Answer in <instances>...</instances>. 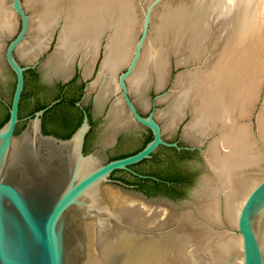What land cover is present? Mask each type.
Returning a JSON list of instances; mask_svg holds the SVG:
<instances>
[{"label": "bare ground", "instance_id": "6f19581e", "mask_svg": "<svg viewBox=\"0 0 264 264\" xmlns=\"http://www.w3.org/2000/svg\"><path fill=\"white\" fill-rule=\"evenodd\" d=\"M10 1L6 8L3 0H0L2 34L12 31L8 20V11L13 13ZM218 1L195 0L200 5L197 15L194 14L197 11L193 9L195 6L191 5L188 9L185 3L183 7L186 10L179 12L162 9L152 22L153 14L156 13L153 11L149 28L150 39L145 41L132 76L126 80L127 84L131 77L130 85L136 94H144L153 78L157 92L166 86L170 75L168 53L170 51L174 55L179 54L188 31L195 30L197 38L189 36V49L183 48L190 50V54L179 59L181 61L176 66L201 63L202 46L198 41L201 34L204 35L210 28L208 20L215 13L214 8L218 6ZM27 4L33 12L30 28L34 43L25 47V57H34L45 50L55 29L62 25L57 37L56 59L59 68L68 66L77 53L83 50L84 55L81 58L86 64L83 72L88 77L100 40L106 31H110L108 37L106 36L99 75L93 82L92 89L99 85L100 98L104 99L119 90L117 78L114 80V77L126 61L128 48L132 45L133 34L136 32V16L131 10V0H27ZM232 4V7L229 5L225 12H221L226 18V21L223 20L226 22L224 30L229 31H226L225 43L220 46L216 44L214 57L207 60L209 63L204 62L205 68H196L176 76L173 90L178 93L162 114L166 118V126L173 128L185 117L184 111L189 106L192 119L186 125L184 133L197 143L215 135L204 155L212 179H208L206 188L199 194L197 205L180 217H175L174 211H168L166 207L149 206L110 191L128 209L155 222L168 264H187V259L196 264H242L240 235L227 230H214L209 225L220 226L224 221L228 226L236 228L244 200L264 179V101L256 115L255 133L249 123H245L251 117L264 85V61L259 55L264 50V27L262 19H257L260 15L253 14L251 22L249 9L244 6L245 0H235ZM255 10L258 11V8ZM261 10L260 8L259 11ZM216 14V18L222 17L218 12ZM13 16L15 17L14 13ZM186 21L198 24L191 26L193 30H189ZM111 105L114 121L121 123L124 110L121 96L114 99ZM220 196L223 201L219 200ZM221 207L223 217L220 215ZM193 212L208 222L206 227L193 216ZM168 224L175 225L173 231H165Z\"/></svg>", "mask_w": 264, "mask_h": 264}, {"label": "water", "instance_id": "95a60500", "mask_svg": "<svg viewBox=\"0 0 264 264\" xmlns=\"http://www.w3.org/2000/svg\"><path fill=\"white\" fill-rule=\"evenodd\" d=\"M159 2L155 0L142 10L139 37L127 67L117 77L124 110L132 121L152 133V140L133 155L101 163L93 154L83 153L85 136L90 130L85 112L80 126L68 139L42 133L41 117L56 102L27 118L24 129L15 134L21 122L19 104L25 72L41 64L39 58L45 50L26 65L17 60L16 52L29 37L30 18L22 0L10 1V8L19 19V29L3 47L4 63L14 75L15 85L8 120L0 127V264H168L155 222L128 209L110 192L132 200L110 184H114L111 174L126 171L136 176L130 167L151 158L159 147L181 149L163 140L154 108L146 117L138 113L126 84L147 40L152 13ZM52 39L53 34L46 49ZM57 42L58 38L51 56L54 63ZM102 45L101 38L91 72ZM71 77L66 76L62 82ZM92 85L93 81L87 82L84 91L90 93ZM109 114L114 115L112 106ZM205 142L193 140L192 146L194 149L199 144L204 162L206 150L201 147ZM117 185L123 186L119 182ZM236 229L241 237L242 264H264V179L244 200Z\"/></svg>", "mask_w": 264, "mask_h": 264}, {"label": "rangeland", "instance_id": "374dc122", "mask_svg": "<svg viewBox=\"0 0 264 264\" xmlns=\"http://www.w3.org/2000/svg\"><path fill=\"white\" fill-rule=\"evenodd\" d=\"M66 1L71 2V0H66ZM131 1H132V9L131 8L130 9L132 10L134 15L136 16V22H135L136 23V32L135 33L133 32L134 33L133 34V43L128 48V51H127L128 56L125 59L126 61L119 68V70L116 72L118 75L121 72H123L125 70V68L127 67V64L131 58V55H132V52H133V49L135 46V42H136L137 38L139 37L140 29H141L140 27H141V23H142V16H143L142 10H146L148 5L155 0H131ZM194 1L195 0H193V2H192V0H160V2L155 6V8L153 10L154 12L156 11V13L153 14L152 22L156 17L155 15L157 13L160 14L159 12L162 9H168L170 11H176V12H179L180 10H186L183 7L184 3H185V6L187 5L188 9L191 8V5H192V7L195 6V8H193V9H197V11L194 14L197 15L200 12L199 11L200 5H197L198 2L196 3ZM233 1H235V0H233ZM233 1L232 0H229V1L228 0H219L218 6H220V4H221V6L219 7V9L217 8L218 6L216 8H214L215 10L213 9L215 11V13H213V16L211 14V19L209 18V20H208V22H209L208 24H209L210 28L208 26L209 29H207V31L204 33V35L201 34L200 41H198L200 43V46H202L201 47L202 50L200 51V54L201 53L203 55L205 54L204 57L202 54L200 56L201 57L200 60L202 59L201 63L198 62L196 64L193 63V64H188L185 66L181 65V67L176 66V63L181 61L179 59H183V57H188L190 54V50L186 51V49H189L188 48L189 43H187V42H189L188 41L189 36L192 35L193 37L197 38V35L195 34V30L192 32L188 31L186 36H184V37H186V39H185L186 41L184 42L183 47H185L186 49L181 47V51L177 55H174V53L170 52V51L168 53L170 75H169V79H168L166 86L162 90H160L158 92L156 91L155 80L153 78V81L151 82V84L147 88V91H145L144 94H142L143 96L142 95L139 96L138 94L135 93V91L132 89V86L130 85V78L131 77L128 79L127 87H128V91H129V96H130L131 100L133 101V103L135 104L137 110L139 111V113L141 115L147 116L151 112L152 108H154L155 109V119L159 122V124L162 127L164 139L169 141V142H172L176 139H179L181 144H183L184 146H189V147L193 146V139L186 136L184 133V129H185L186 125L192 119V111L190 109L191 107H189V106L186 107V109L184 111L185 117H183V119L180 122H178L176 124V126H174L173 128L166 126V122H165L166 118L162 114L164 113V111L167 110L169 105L172 103L174 96L178 93L177 90H173V89H175L173 85H174L176 76H178L182 72L188 73L189 71L194 70L196 68H198V69H200V67H201V69L205 68L206 67L205 64L209 63V61H207V60H210V59H212L211 57H214L213 54L215 52V48H217L216 44H219L217 46H220V45H223L225 43V39H226V35H227L226 31H228V30H224L226 28L225 27L226 18H224V14L223 13L221 14V12H223V11L225 12L227 10V8H229V5H230V7H232ZM257 1L258 0H245L244 6L247 7V10L249 9L248 12H250L251 22H253V18H252L254 16L253 14H255L256 16L260 15V17H257V19H259V20L262 19L261 23L264 27V21H263L264 18H262V17H264V15L262 14V13H264V1L259 0L260 8L263 11L262 10L259 11V9H260L259 8V2L257 3ZM3 2H4V5L6 8H7V6L9 7V0H3ZM222 4H224V5H222ZM254 4H255V7L258 6L257 8H258V11L260 14H258V11L255 10L257 8L254 7ZM22 5H23L25 11L27 12L29 18H31V27H32L33 12L28 7L27 0H22ZM261 5H262V7H261ZM222 8H224V10L221 11L220 9H222ZM217 9H218V11H216ZM219 11H220V13H219ZM217 12L222 17L216 18ZM8 13H9V17H8L9 19L8 20H9V23L12 25V31H11V33L8 32L9 34L5 33L6 35L4 33L2 34V32L0 33V41H1L0 42V98L4 102V103L0 102V123L4 120V118L6 117V115L8 113V106L10 105V102H11L12 93H13L14 84H15L14 75L12 74V72L8 69V67L4 63L3 46L5 43L9 42V40H11L16 35V33L19 29V19L16 16L14 17L13 13H11V11L10 12L8 11ZM214 14H215V16H214ZM223 20H225V21H223ZM196 22H199V21L197 20ZM196 24H198V23L194 24L191 21H186V27L189 30H193L191 28V26H196ZM151 25H152V23H151ZM61 26H59L55 29V31L53 33L54 34L53 39L49 44V48L45 49V51L41 54L42 56L39 58L40 63H41L40 64V70H42L45 77L47 78V80L45 79L46 82L44 81L46 84L45 85L46 87L43 88L42 86H40L41 84H39L37 82L36 77L32 73L27 74L26 97H25V100L22 104V114L23 115H27V113L36 104L48 102L55 97V95L57 93V87H55V85H53V83L50 84V81L55 80V79H57L58 81H62L66 76L67 77L69 75L73 76L75 70H78L80 76L82 75L84 77V72H83L84 70L83 69H84L86 64L81 63V61H82L81 57H83V55H84L83 50L81 52L79 51L77 53V55H76L77 57L75 56L71 60L72 62L68 63V66L66 65L65 70H63V68L62 69L59 68L58 62L56 64L53 61L51 62V59H52L51 56H53L54 47L56 44L57 37L59 36V31H60ZM30 29H31L30 34H29V37H28V40H27L25 46L16 52V57L22 65H26L32 61V57L30 58L29 55H27V57H25L26 55L23 54L25 47H30L32 45V43H34L33 42L34 40H33L32 28H30ZM229 29L231 30V28H229ZM109 34H110V31L109 32L106 31L104 33V35L102 36V44L103 45H102V48L100 49V52H99V58L97 61V65L94 67V71L91 72V75L88 76L87 79H85L86 81H93V82L96 81V78H97L96 73H97L100 61L103 59V52H104L103 47L105 44L104 40L106 39V36H108ZM150 34H151V29H150ZM149 37H150V35H148L146 42L150 39ZM201 37H202V40H201ZM222 39H224V42ZM192 40H193V38H192ZM185 44L187 46H185ZM262 46H264V44ZM203 47L205 50L203 49ZM202 51L205 53H203ZM259 55L262 57V60L264 61V50H262L259 53ZM204 62H205V64H204ZM54 64H55V66H54ZM57 68H58V73L56 71ZM59 70H60V72H59ZM117 74L114 77V80L118 77ZM76 88H77V86H70V88L68 90V95H67L68 101L71 100L75 96V92L77 90ZM93 88L94 89H92V87H91L92 93H90V96L93 95L98 100V97L100 98V94H99L100 86L96 85ZM173 91H174V93H173ZM97 94H98V96H97ZM119 95L120 94L117 91L116 93H114V95L109 96V98L106 102V107L111 106L113 100L117 99L119 97ZM164 98H165V100H164ZM100 100H102V97L100 98ZM263 101H264V85L261 87L259 98H258V100L254 106L251 117L248 120H246L247 122L245 121V123H247V124L249 123L253 133H255V131H256V127H255L256 115H257L259 109L261 108ZM85 106L90 110V117H91V122L93 125L92 132L88 135V138L86 141V151H88V154H93L98 159V161H100L101 163H106L110 158H116V157H119L122 155H127V154H131L133 152L138 151L145 144V142L148 140V138L151 136V133L147 129L137 125L136 123H134V121H132V119L129 117V115L127 114V112L125 110H123V112H122L121 123H116L114 121V118L104 119L103 117H101L100 114L102 112V109L98 110V108H95L94 107L95 105H94L92 99L86 101ZM58 110L65 114V116L67 118L66 123L59 122L56 120L53 121L52 116L48 115L46 117V121H45L46 130L49 132L68 133L75 127V124H77V122L79 121V119H80L79 114L80 113L78 110L72 109V108H67V109L60 108ZM21 127H22V125L19 126V128H21ZM214 138H215V135H212V136L205 138L206 142L204 143V146H202L201 148L203 150H206L207 145ZM103 141L105 142L104 144L106 147H101L100 149L97 150L96 153H90L91 151H93L94 149L97 148L99 143H101ZM194 146L199 147V144H196ZM157 156L159 157V160H162L164 162L163 165L165 164V162H166V164L168 163V166L170 165V163H173V162L178 163V165L180 166L178 168L179 170L170 169V170H168L169 171L168 172L166 167L161 166L160 165L161 163L159 164L160 161L158 163H155L152 165H149L148 163H143L141 165H138L137 169H139V171H142L143 173L156 172L159 175L168 176V178L173 179L176 182V186H174L172 189H165L163 187H156V186L153 187L147 183H141V182L139 183V187L136 190H133V189H130V188H127L124 186H120L117 184H113V183H110V184L113 185L116 189H119V191L122 194H124L126 197L131 198L132 200L141 201L142 203L149 205V206L150 205L151 206H158L161 208L163 207L164 209L167 208L166 210H168V211L169 210L174 211L175 217H177V216L180 217V215L182 213H184L188 210H192L194 208V206L196 205V203L198 201L199 194H201L204 191V189L206 188V184L209 182L208 179L211 180L212 176L210 175L209 170H208L204 160L202 161V164H200V163H198V161L196 162L192 156L182 155V156L178 157V156H175L171 150H166L164 148H162L158 151ZM201 157H202V154H201ZM152 175H154V173H152ZM209 175L211 178L209 177ZM113 176L124 177L131 184L133 182H136V180L130 179L125 173L117 172V173L113 174ZM140 178H149V179H152L154 181L158 180V179L156 180V178L151 177L149 175L148 176H141ZM136 183H138V182H136ZM219 200L223 201L221 196H220ZM197 215L198 214L196 212H193V216L200 223H202L204 227H206L205 225H207L208 222L205 221V219L203 221V219H200V217H198ZM220 215L223 217V207L220 208ZM226 224L227 223H225L223 221V223H222L223 227H222V225H220V226L216 225L215 227L213 225H211V226L209 225V228L214 229V230H218V231L227 230L231 233L233 232V234H238V231L235 227H232L230 225L228 226V224L227 225ZM169 225H171V226H169ZM167 227H165L166 228L165 231L171 232V231H173V228L175 227V225L173 226L172 224H168ZM166 232H163V233H166ZM187 262H188L187 264H196L194 262H190L189 259H187Z\"/></svg>", "mask_w": 264, "mask_h": 264}, {"label": "flooded vegetation", "instance_id": "af4514ba", "mask_svg": "<svg viewBox=\"0 0 264 264\" xmlns=\"http://www.w3.org/2000/svg\"><path fill=\"white\" fill-rule=\"evenodd\" d=\"M31 71H34L32 74L36 77V80L39 84H41L40 86H42L43 88H45L46 84V80L47 78L45 77L44 73L42 72V70H40V65H38L35 69L31 70ZM29 73V71L27 72V74ZM30 74V73H29ZM26 75V74H25ZM81 77V78H80ZM26 78H27V75H26ZM26 78H25V84H26ZM46 79V80H45ZM45 81V82H44ZM89 82V81H86L84 80V77L80 74H79V71L78 70H75L74 72V75L70 78L69 81L67 82H62V81H58L57 79L55 80H52L50 81V84L53 83V85H55V87H57V93L55 95V97L53 99H51L50 101L48 102H45L43 104H46V107L51 104L52 102H56L51 108H49L48 110L51 109V111L49 113H46V110L45 113L43 114V116L41 117V129H42V133L45 134V135H51V136H54L56 138H59V139H64L63 137L67 136L69 133V135L71 136L75 130L80 126L81 122H82V119H83V113L85 112L87 117H88V121H89V125H90V130L89 132L87 133V135L85 136V140H84V145H83V153L84 154H88V151H86V141H87V138H88V135L92 132V129H93V125H92V122H91V117H90V110L85 106V103L86 101L92 99L93 100V103H94V107L95 108H98L99 109H102V112L100 114L101 117H103L104 119H112V116L109 114V111H110V107L112 106H109V107H106V102L108 99H106L105 101L104 100H100V98L98 97V100L96 99V97H94L93 95L90 96V93L88 92H85L84 91V88H85V85L86 83ZM15 85V84H14ZM70 86H77V90L75 92V96L71 99V100H67V95H68V90L70 88ZM25 87V85H24ZM14 91V90H13ZM24 91V90H23ZM119 92V90H118ZM13 94V93H12ZM120 94V92H119ZM85 95V96H84ZM111 95H114V94H111ZM22 96V95H21ZM130 97V96H129ZM131 99V98H130ZM21 101V99H20ZM132 101V100H131ZM0 102L4 103L2 101V99L0 98ZM133 102V101H132ZM77 104H79V106H77ZM134 104V103H133ZM135 105V104H134ZM20 106V104H19ZM45 107V108H46ZM136 107V106H135ZM60 108H64V109H67V108H72V109H76L79 111V121L77 122V124H75V127L68 133H57V132H49L46 130V125H45V121H46V117L48 115H51L52 116V120L53 121H59V122H63V123H66V116L63 112L59 111L58 109ZM8 109H9V106H8ZM44 109V108H43ZM137 109V108H136ZM42 110V109H41ZM39 111V110H38ZM59 111V112H58ZM138 111V110H137ZM152 111V110H151ZM63 113V114H62ZM139 113V111H138ZM140 114V113H139ZM62 115V116H61ZM141 115V114H140ZM143 116V115H141ZM143 117H146V116H143ZM27 118H30V116L28 115H23L22 118L20 119L21 122L18 124L19 126L20 125H24L25 126V120ZM158 122V121H157ZM135 123V122H134ZM159 123V122H158ZM160 125V124H159ZM140 126V125H139ZM161 126V125H160ZM142 127V126H141ZM145 128V127H143ZM147 129V128H145ZM162 129V127H161ZM148 130V129H147ZM149 131V130H148ZM150 132V131H149ZM151 133V132H150ZM162 133H163V130H162ZM186 135V134H185ZM69 136V138H70ZM187 136V135H186ZM189 137V136H188ZM68 139V138H67ZM152 140V133H151V137L145 142V144L136 152H133L131 154H127V155H122V156H130V155H133L137 152H139L140 150H142L147 143H149L150 141ZM163 140L168 142V143H175L178 147H180L181 149L179 151H177L176 149L174 148H166V147H159L155 153H153L151 155V158L147 159V160H144L132 167H130L131 171L134 172L136 174V176L126 172V171H116V172H113L110 176V179L112 182H114V184H117V182L121 183L124 187H127V188H130V189H133V190H136L138 187H139V183H147L151 186H156V187H163L165 189H172L174 186H176V183L174 184H170L168 182V180H173V179H170L168 178V176H165V175H159L157 174L156 172H146V173H143L142 171H139V169H137V166L138 165H141L143 163H148L149 165H152V164H155V163H158L159 161V164L163 167H166L167 171L170 170V169H173V170H179L178 168L180 167L178 165V163H170V165L168 166V163L163 165V161L162 160H159V157L157 156V153L160 149L164 148L166 150H171L172 153L175 155V156H182V155H189V156H192L193 159L198 163L202 164V157H201V153H200V150L195 147L194 149H192V146H184L183 144H181L180 140L179 139H176L172 142H169L167 140L164 139L163 137ZM105 142H101L99 143V145L97 146L96 149H94L93 151H91L90 153H96L98 149H100L101 147H106ZM188 148V150L186 149ZM120 157V156H119ZM119 157H116V159H121ZM125 158V157H123ZM116 159H113V160H116ZM112 161V160H111ZM109 162V160L107 161ZM106 162V163H107ZM207 164V163H206ZM117 172H121V173H125L130 179L132 180H136V182H133L132 184L127 180L125 179L124 177H116V176H113V174L117 173ZM169 172V171H168ZM210 172V171H209ZM152 173H154V175H152ZM151 176V177H154L156 178L157 181H154L152 179H149V178H140L141 176ZM199 200V199H198ZM198 203V201H197ZM196 203V205H197Z\"/></svg>", "mask_w": 264, "mask_h": 264}, {"label": "trees", "instance_id": "16d2710c", "mask_svg": "<svg viewBox=\"0 0 264 264\" xmlns=\"http://www.w3.org/2000/svg\"><path fill=\"white\" fill-rule=\"evenodd\" d=\"M34 71H29V73H33ZM26 90H27V78H26V84H25V87H24V91H23V93H22V96H21V101H20V106H19V118L21 119L22 118V116H23V114H22V104H23V102H24V100H25V97H26ZM46 107V104H43V103H39V104H36L28 113H27V115L28 116H30V117H33V114L35 113V112H37L38 110H41V109H43V108H45ZM52 109V108H51ZM51 109L50 110H48V111H46V113H45V115L47 114V113H49L50 111H51ZM8 120V113H7V115H6V117L4 118V120L0 123V127L6 122ZM24 127L25 126H22L21 128H19V125L17 126V129H16V132H15V134L16 135H18L23 129H24ZM70 134V133H69ZM67 135V136H65V137H63L64 139H67V138H69V136L70 135ZM123 157H126V156H120L119 158H123ZM113 159H116V158H110L109 159V161H111V160H113ZM168 182L172 185V184H174V183H176L174 180H168Z\"/></svg>", "mask_w": 264, "mask_h": 264}, {"label": "crops", "instance_id": "0c3cea01", "mask_svg": "<svg viewBox=\"0 0 264 264\" xmlns=\"http://www.w3.org/2000/svg\"><path fill=\"white\" fill-rule=\"evenodd\" d=\"M16 58H17V57H16ZM17 60H18V59H17ZM18 61H19V60H18ZM19 62H20V61H19ZM28 71H31V70H28ZM28 71H26V72H25V74H26V75H27V72H28ZM26 75H25V77H24V78H26Z\"/></svg>", "mask_w": 264, "mask_h": 264}]
</instances>
